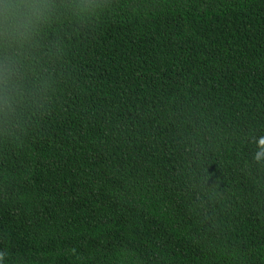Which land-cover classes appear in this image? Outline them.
Masks as SVG:
<instances>
[{"label":"trees","instance_id":"16d2710c","mask_svg":"<svg viewBox=\"0 0 264 264\" xmlns=\"http://www.w3.org/2000/svg\"><path fill=\"white\" fill-rule=\"evenodd\" d=\"M50 3L0 264H264V0Z\"/></svg>","mask_w":264,"mask_h":264},{"label":"clouds","instance_id":"9594fccd","mask_svg":"<svg viewBox=\"0 0 264 264\" xmlns=\"http://www.w3.org/2000/svg\"><path fill=\"white\" fill-rule=\"evenodd\" d=\"M51 8L50 0H3L0 3V118L6 123L32 94L34 83L28 78L29 57ZM252 161L264 164V137L257 140ZM4 258L5 253L0 251V261Z\"/></svg>","mask_w":264,"mask_h":264}]
</instances>
